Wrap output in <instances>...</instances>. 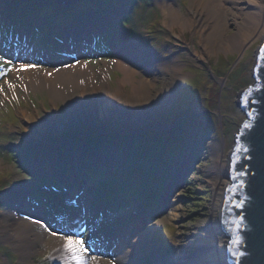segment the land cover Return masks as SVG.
I'll return each instance as SVG.
<instances>
[{
    "label": "rangeland",
    "instance_id": "rangeland-1",
    "mask_svg": "<svg viewBox=\"0 0 264 264\" xmlns=\"http://www.w3.org/2000/svg\"><path fill=\"white\" fill-rule=\"evenodd\" d=\"M198 2L0 0V264H65L53 232L83 236L87 264H118L138 233L148 246L124 264L209 248L206 180L245 118L237 98L263 37L213 42L238 35L245 15ZM163 8L191 19L172 29Z\"/></svg>",
    "mask_w": 264,
    "mask_h": 264
},
{
    "label": "water",
    "instance_id": "water-1",
    "mask_svg": "<svg viewBox=\"0 0 264 264\" xmlns=\"http://www.w3.org/2000/svg\"><path fill=\"white\" fill-rule=\"evenodd\" d=\"M261 48L264 37L252 65L254 82L238 94L237 105L245 118L228 155L229 182L221 202L220 223L228 238L229 264H264V53ZM245 123L251 127L245 128Z\"/></svg>",
    "mask_w": 264,
    "mask_h": 264
},
{
    "label": "bare ground",
    "instance_id": "bare-ground-1",
    "mask_svg": "<svg viewBox=\"0 0 264 264\" xmlns=\"http://www.w3.org/2000/svg\"><path fill=\"white\" fill-rule=\"evenodd\" d=\"M198 1L203 2L204 0H196V3L199 4ZM226 1H229V0H220V5H218V6L221 9V11L226 6ZM231 1H233V4L234 3L237 4L236 8L239 10V11L237 10L238 15L239 16H240V14L245 15V19H243V23H238V25H239L238 26L239 27L238 35H235V36L233 35V36H228V37L222 36V37H224V38H222L220 36V34L218 33V35H214V36H216V38H214V36L213 37L211 36L213 39V40L212 39L211 40L213 42L220 40L219 41L220 43L219 42L218 43L221 45H224L227 48V47H232V46H244V45L249 44L250 42H252L253 40H255L258 37H264V0H231ZM241 1H243L245 6H241V3H240ZM162 7L166 8L165 5ZM164 8H163V11L165 13H169L168 16L171 18L170 22L172 21L169 24V26L172 29H174V27L177 26L176 23L179 22L177 20L178 19L181 20V17L184 18V16H182L175 8H170V10H166ZM233 14H235V12H233ZM225 17H227V16H225ZM189 19H191V18L188 17L187 19H185V22H183L184 20H181V22H179V28L183 29V27L186 26V23L188 22ZM213 20H215V19H213ZM222 20L215 23L216 26L212 28V32H214V30H216L218 28L223 30V27H225L226 24H225V21H222ZM174 21H177V22H174ZM122 67L125 69L124 74H128L126 65L122 64ZM135 89L136 88L134 87V90ZM225 166L227 169L228 168V158L225 161L222 157V154L217 150L215 152V155H213V163L210 166L213 169L211 170V168H210V170H211L209 172L210 177L208 180H206L212 188V193H213L212 205H213V207L210 211V214H209V217L207 218V220L203 221L199 224L200 230L204 231V233L206 235L213 238L212 239L213 241H212L211 245L209 246V248L206 249L205 251L201 250L198 253H194L192 255V257H190L189 255L180 254V255H176V256H178L177 260H174L171 258H165V259L159 260L156 264H229L228 259H227V254H226L227 240H226V244H225L221 240L220 235L218 234L219 229H221V223H220L221 222V215H220L221 211H220V209H221L222 197H223V194L225 191V187L229 182L228 181L226 183V181L224 179H221V174L224 173ZM218 200H220L221 202ZM171 205H172V209L169 211L167 218L170 221H173V220L177 219V217L179 216V213H178L179 208H178L175 200H173L171 202ZM42 234H43V232L41 231L39 233V236ZM51 240L54 242L53 244L63 243L62 236L51 235ZM122 240H124V238H122ZM147 242H148L147 234L138 233L135 240L132 242H129L128 244H125L124 250H122V252L120 251L121 256H119V258L117 260L118 264H124L123 259L127 253H128L127 258H129L131 260L132 259V257H131L132 253H139L141 250H143L146 247V245L148 246ZM203 245H204L203 243H199L198 248L203 247ZM184 256H186V257H184ZM136 259H137V256L134 257L133 263L136 262ZM113 264H115V263H113Z\"/></svg>",
    "mask_w": 264,
    "mask_h": 264
},
{
    "label": "snow or ice",
    "instance_id": "snow-or-ice-1",
    "mask_svg": "<svg viewBox=\"0 0 264 264\" xmlns=\"http://www.w3.org/2000/svg\"><path fill=\"white\" fill-rule=\"evenodd\" d=\"M261 53H264V48L260 49ZM5 63H8L5 61ZM36 65H20L19 69L17 70H26V68L35 67ZM8 70H12L9 68ZM50 75V73H49ZM6 83H8L6 81ZM8 87L10 89L14 88V85L11 83H8ZM3 89L0 88V92H2ZM252 103H257V101H252ZM245 128L251 127L249 124H244ZM239 147V146H238ZM247 151V149H244ZM53 235H57L56 232L52 233ZM63 239V251L68 254L67 260H70L74 262V264H87V260L85 257V253H87L88 249L86 248V240L83 236H73L72 234H64L62 236ZM93 260L96 259V257H92ZM67 260L65 261V264H67Z\"/></svg>",
    "mask_w": 264,
    "mask_h": 264
},
{
    "label": "trees",
    "instance_id": "trees-1",
    "mask_svg": "<svg viewBox=\"0 0 264 264\" xmlns=\"http://www.w3.org/2000/svg\"><path fill=\"white\" fill-rule=\"evenodd\" d=\"M60 18V19H59ZM59 18H57V20L59 19L60 21L65 20L64 16H60Z\"/></svg>",
    "mask_w": 264,
    "mask_h": 264
}]
</instances>
